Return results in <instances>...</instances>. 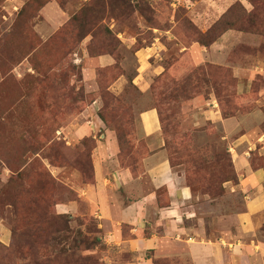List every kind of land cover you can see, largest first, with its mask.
<instances>
[{
  "label": "rangeland",
  "instance_id": "rangeland-1",
  "mask_svg": "<svg viewBox=\"0 0 264 264\" xmlns=\"http://www.w3.org/2000/svg\"><path fill=\"white\" fill-rule=\"evenodd\" d=\"M95 1L0 0V264H77L80 251L98 242L88 235L97 231L92 218L66 219L69 228L54 220L56 203L74 199L76 177L93 181L96 139L72 137L93 119V104L109 134L132 124L136 131L142 110L159 109L168 158L193 191V215L214 239L236 232L226 225L243 211L242 196L228 195V184L238 182L232 147L240 135L264 130V33L231 29L201 44L239 0H112L97 4L90 27L97 39L77 42L71 19ZM243 22L237 25L251 20ZM218 42L220 58L207 51ZM100 54L114 63L98 65ZM234 67L250 73L247 89L237 88ZM122 74L126 82L111 88ZM87 82L95 85L90 91ZM254 143L259 167L264 156ZM253 239L264 243V223ZM92 258L88 264L99 263Z\"/></svg>",
  "mask_w": 264,
  "mask_h": 264
},
{
  "label": "crops",
  "instance_id": "crops-1",
  "mask_svg": "<svg viewBox=\"0 0 264 264\" xmlns=\"http://www.w3.org/2000/svg\"><path fill=\"white\" fill-rule=\"evenodd\" d=\"M239 1L253 8L249 0ZM220 45L224 43L214 44L208 53L220 58ZM96 60L102 66L115 61L109 55ZM233 72L237 88L247 89L250 73L236 67ZM125 82L122 75L111 88L120 89ZM94 86L87 82L89 91ZM95 113L93 104L87 110L93 119L72 132L76 141L96 139L93 181L81 183L76 177L71 188L77 198L56 206L58 214L96 222L97 231L88 235L93 234L98 242L84 254H97L98 264H157L158 260L168 264H264V243L253 239L264 223V164L255 167L251 159L257 149L254 141L261 143L264 156V130L246 132L233 144L239 180L228 184V195L232 198L237 191L242 196L243 211L228 216L226 225L236 227V232L227 230L214 239L188 207L193 191L168 158L158 110L148 108L138 115L136 138L138 144L145 143V154L135 171L121 164L116 132H106L111 129ZM4 236L7 241L6 232Z\"/></svg>",
  "mask_w": 264,
  "mask_h": 264
},
{
  "label": "trees",
  "instance_id": "trees-1",
  "mask_svg": "<svg viewBox=\"0 0 264 264\" xmlns=\"http://www.w3.org/2000/svg\"><path fill=\"white\" fill-rule=\"evenodd\" d=\"M99 1H104V2L109 3L112 0H96L95 4L87 3L85 6L82 7V9H80L79 13L75 14L72 17V19H71L72 23L74 22V25H78L76 28H74L75 33H77V37L75 38L77 42L79 40L82 41L83 39H85L89 35L92 36V40H91L92 42L96 38L95 36L98 34V31H96L95 29H91L90 27H91V23L93 21L92 19L95 17V14H97L99 12L98 10L101 11V9H99V7L97 5L99 3ZM114 1H120V2L125 1V2H127L128 0H113V2ZM250 2L253 6L251 11H248L242 2H236L234 5H232L231 8L227 11V13L208 32V34H205V36H203L199 40L201 42V44L206 46V47H209L213 43L218 41V39L222 35H224L228 30H231V29L245 31L246 28H253L254 30H258L261 33H264V0H251ZM228 13H230V16L226 17V15ZM224 17H226V18H224ZM246 19L251 20L250 24H247V26L241 25V24L237 25L238 22L244 23L243 20H246ZM224 21H226V25L228 27L226 30L222 31L220 27ZM67 25H68V23H67ZM215 29L217 31L216 34H215ZM106 30H107V35L104 34V37L107 39H113V43H115V45H116V39L114 36L112 37V35H113L112 31L109 28H106ZM98 52L99 53L101 52V47H100V50ZM108 53H111L113 55L112 52H105L103 54H108ZM157 110L159 112L160 121L162 124L161 113H160L159 109H157ZM100 117L103 121H105V118L103 116H100ZM107 127H109V126H107ZM130 127H131V129L128 127V129L126 131H124V130L119 131L120 128L118 127L116 130V134H117V139H118V143H119V147H120V154H119L120 157L119 158H120L121 164L124 166L131 167L135 171L136 167H138V165H140V163H141L140 162L141 157H143V155L145 154V149H144L145 143L143 141H140L139 144L137 143V138H136L137 136H136V131L134 130V125L132 124V126H130ZM127 148L129 149L128 153H126ZM91 160H92V168H93V175H94V163H93V159H92V154H91ZM235 175H236V179L238 181L239 176H238L236 170H235ZM70 194L73 195L74 198H77L75 195V192L74 193L70 192ZM60 203H64V202H57L56 203V205L54 207L56 213H57L56 206ZM56 217L57 218H55V219L53 217H51V219L65 221L67 228H69L68 227L69 222H67L66 219L73 220L71 218V216L68 214H57ZM51 219L47 218L46 222H43L44 227L42 230L47 229V233L49 232V230L51 228V221H50ZM42 230H41V228H38L35 230V232H41ZM95 244H96L95 241L89 243L88 249L93 248V246ZM85 250H87V248L84 249L83 251H80V252L84 254V253H86V252H84ZM61 253L63 255L64 251H62ZM65 256L67 258L74 257V254H72V252H69V253H66ZM92 259H93L92 256H90L88 254L87 255L84 254L83 259L77 258L76 263L77 264H83V262H85L86 264H88V262L90 260L92 261ZM54 261L56 262V260H54ZM51 263H52V260L49 259L44 264H51ZM162 263H165V260H158V262H157V264H162Z\"/></svg>",
  "mask_w": 264,
  "mask_h": 264
}]
</instances>
